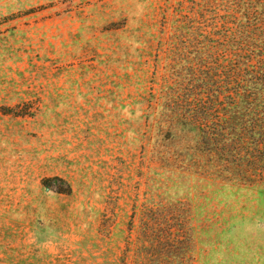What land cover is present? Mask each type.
Masks as SVG:
<instances>
[{
	"label": "rangeland",
	"instance_id": "rangeland-1",
	"mask_svg": "<svg viewBox=\"0 0 264 264\" xmlns=\"http://www.w3.org/2000/svg\"><path fill=\"white\" fill-rule=\"evenodd\" d=\"M245 8L0 0V264H264V158L232 81Z\"/></svg>",
	"mask_w": 264,
	"mask_h": 264
},
{
	"label": "trees",
	"instance_id": "trees-1",
	"mask_svg": "<svg viewBox=\"0 0 264 264\" xmlns=\"http://www.w3.org/2000/svg\"><path fill=\"white\" fill-rule=\"evenodd\" d=\"M251 1L252 11H247L246 8L240 11L239 31L235 37L238 47L237 56L236 60L231 62L234 64L232 65V81L236 86V95L242 102L240 107L244 106L245 110V116L242 114L243 119L248 118L249 123H252V126L245 128V130L249 131L250 134L247 132V135L252 138V157L254 159L252 166H255L264 158V0ZM215 76L221 80L217 74ZM203 100L202 95H200V100L190 103V106L185 109L193 115L196 123L197 119L200 123L207 122L206 119L210 115L211 110ZM217 100L218 98L211 102L212 106L215 107L216 105L218 108L220 102ZM214 123L212 121V125ZM230 125L228 128L231 129V133L235 132L237 129H235L234 124ZM214 127L212 129L214 132L211 131L212 133H210L211 137L208 131L204 129L205 127L202 126L201 136H204L205 144L213 146L214 151L220 153L222 151L220 141L224 143V140H221L224 128L219 129L221 125H214ZM222 149L225 150V145L222 146ZM67 189L70 192L69 186Z\"/></svg>",
	"mask_w": 264,
	"mask_h": 264
}]
</instances>
